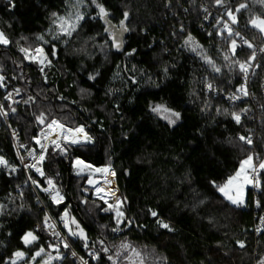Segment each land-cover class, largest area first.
Instances as JSON below:
<instances>
[{
  "label": "trees",
  "instance_id": "obj_1",
  "mask_svg": "<svg viewBox=\"0 0 264 264\" xmlns=\"http://www.w3.org/2000/svg\"><path fill=\"white\" fill-rule=\"evenodd\" d=\"M68 1L0 0V32L9 40L7 46L0 45V76L6 89L24 94L20 104L11 105L2 101L0 90L5 115L3 119L0 113V158L7 162L0 164V264H10L17 251L26 255L18 263L23 264L34 251L47 247L42 237L28 246L22 242L24 233L33 232L32 225L41 222L38 201L52 217L67 212L69 220H76L88 246L78 236L69 242L79 255L93 251L99 257L89 264H112L109 255L117 264H129L131 250L121 249V243L134 248L142 264L260 263L264 236H254L250 228L253 216L264 214V170L259 173V191L253 194L247 188L243 207L231 205L213 185L226 182L253 153L241 145L239 135L252 130L264 141V119L248 102L231 105L220 96L205 94L203 86L234 91L241 79L236 62L251 56L239 36L262 41L249 21L264 18V7L258 0H222L219 6L215 0H97L117 29L123 13L129 14L123 51L118 53L92 0H84L85 18L71 39L49 38L52 14L61 15ZM241 3L247 9L236 12ZM226 9L237 17L238 37L215 27ZM209 10L216 15L206 24L203 18ZM37 37L46 41L51 62L43 71L20 51L28 48L32 53L42 44ZM89 75L95 78L90 80ZM263 78L264 64L252 81L256 97ZM157 104L179 112L181 119L173 125L160 120L151 111ZM232 112L240 113L239 125ZM41 114L43 123L38 120ZM52 120L71 129L82 127L93 145L60 144L63 152L48 147L44 175L29 172L27 177L10 130L19 133L21 144L32 147ZM74 159L96 168L112 167L126 217L119 231H113L111 213L91 197L86 178L74 174ZM48 179L64 198L59 204L30 184L35 180L45 188ZM108 185L100 187L115 201L119 196L113 175ZM253 196L260 205L256 210ZM152 211L158 216L153 217ZM157 220L173 230L161 228ZM70 228L76 231L75 225ZM238 242L244 247L239 248ZM54 264L72 263L64 253Z\"/></svg>",
  "mask_w": 264,
  "mask_h": 264
},
{
  "label": "snow or ice",
  "instance_id": "obj_2",
  "mask_svg": "<svg viewBox=\"0 0 264 264\" xmlns=\"http://www.w3.org/2000/svg\"><path fill=\"white\" fill-rule=\"evenodd\" d=\"M258 2L260 3V5L262 7H264V0H258ZM92 3L95 4L96 8L98 9V17L101 20H104L105 23L108 25L107 27H105L104 31L106 33H108V35L112 38V47L115 48L117 51H120L123 47V33L128 31V28L125 24V21L128 18V12H124L123 16L124 19H122L120 21V25H119V29H114V27L111 25L110 21L107 19V17L109 16L108 11L105 9V7L103 5H101L100 3L97 2V0H92ZM215 3L219 6L222 4V0H215ZM242 9H247V5L244 3L239 4V6L235 9L236 12H240ZM226 14L228 16V19L231 21L232 24H236L237 23V17L236 15L233 14V12L230 9H226ZM55 17L54 20V24H55V28H56V34L53 36V39H58L59 37H64L66 38V40L71 39L73 34L77 32L78 28L81 27V21L84 20V15L82 13H80L79 11H77L74 15L69 13L67 16H58L56 13L52 14ZM95 18V17H94ZM250 24L253 28H256L259 30L260 33L264 34V18L261 17H253L250 19ZM217 23H220V21H217ZM224 30H226L228 32L229 37H232L233 35H239V33H233L231 28L229 27V25L227 23H224ZM220 33L218 32L217 35H219ZM37 39H43V37H37ZM191 40V38H189V41ZM244 43L248 46V48H252L253 46L248 43V41H244ZM9 44V40L7 39L6 35L3 32H0V45H7ZM199 45L196 46V48H198ZM237 47V43L236 40H231V49L233 50V52H235V49ZM196 48H194L193 50L195 51ZM20 51L22 53H24L25 59H28L30 54H31V50L28 48H20ZM135 50H133L134 52ZM35 56L33 57V59H36L38 63L42 64V65H46V64H50V61L48 60V57L45 55L44 50L40 47H37L35 50ZM52 54L55 55V50L53 49ZM128 55H132V52H129ZM205 62L212 65V61L207 57L204 56L203 57ZM255 58V52L252 53L251 57L249 58L254 59ZM225 59H227V56L225 57ZM236 63L239 64V69L241 73L247 74L248 72V68H249V64L247 62H240L237 61ZM214 70L216 72H219L220 69L219 68H215L214 65H212ZM41 71H43V69H41ZM90 80L94 79L95 77L92 75H89L88 77ZM0 79H2V77H0ZM209 88V90L212 89V85H208L207 86ZM237 92H240L242 95H247V91L246 89L241 86L240 88L237 89ZM231 99H239V97H230ZM14 111V110H13ZM151 111L157 115L160 116L161 119H164L167 121V123L169 125H173L175 124L177 121H179L181 119V114L179 112H176L170 108H168L166 105L163 104H157L155 106L151 107ZM243 111V110H242ZM231 118L233 121H235L236 124H240L241 123V116L240 113L238 112H232L231 113ZM38 120L43 123L44 122V117L43 114H41L40 117H38ZM47 127L49 129H59L61 131V133H71V137L69 138L68 135H63V139L66 142H70L71 144H76L79 143V137L77 136V134H80L83 136V139L85 142H89L91 140V137H89L85 132L84 129L81 128H77L75 130L72 129H64L63 125L58 123L56 120H52L50 124L47 125ZM45 135V139H47V135ZM243 144H247L249 146L252 145V139L251 137H245L243 135L239 136L238 138ZM36 143L40 144V147L42 149V154L39 155V157H35L33 156V160H36L37 163L44 161L45 156L43 154V150H46V146L41 143L40 139H36ZM54 146L57 149H60L61 152L64 151L63 148H61V145L56 142L53 141ZM253 155L249 154L247 156L246 159L242 160L240 162V167L239 169L235 172L234 175H231L228 177L227 181L224 182L223 184H214L213 186L216 188V190L226 199L228 200L231 204L236 205L237 207H240L244 204V188L245 185L252 183L253 186H259V180L256 178V176H252L251 178L249 177V169L252 172L256 171L255 166H253ZM0 164H3L5 166H7V162L3 159L0 158ZM27 167H33L35 168V171L37 173H39L41 176L44 175L43 171L41 170L40 167L36 166L35 164L33 165H28ZM74 168L79 167V171L77 172V174L79 175L80 172H82L84 169H88L90 172L89 178H88V183L89 184H93L94 181L91 178V173L94 172H104V173H110L111 175H115L114 172H111L109 167H105V168H93L91 164H87L85 163L83 160L77 159L74 164H73ZM259 168L264 170V161H262L259 164ZM33 184H36V181L33 180L32 181ZM46 183L49 185V188L46 189H42L43 191L49 192V195L51 196V199L53 200L54 203L59 204L62 200H63V196L60 195L58 190L55 191H50V189L54 190L55 186L54 183L51 179H48L46 181ZM37 187H40V185L36 184ZM96 191L99 193L101 190L100 189H96ZM114 195V193H113ZM103 199V197H101ZM104 203L107 204L108 201L104 200ZM260 205L257 204V207H259ZM109 208H112L113 211H115V217H116V223H117V227L113 229V231H119V225L121 223V221L123 220L124 217V213L122 211L119 210V200H117L116 206L113 205H109ZM107 210V209H105ZM151 215L153 217H157L158 213L155 211L151 212ZM67 216V212H65L64 216L61 217V220L64 222V227L69 229V235L73 236V237H79L80 240L85 242V247L87 248V237L84 233V230L80 227V225L76 222L75 219H71V220H66L65 217ZM48 217L47 215H45L44 217V223H45V227H53L52 225H50L48 223ZM260 222L261 224H264V216L260 217ZM157 223L160 225L161 228L167 229L168 231H172L173 229L169 226V224L164 223L162 220H157ZM70 225H75L76 231H72L70 228ZM258 231H262L261 229H258ZM56 235L58 236L59 233H56ZM38 239V237L36 235H34L33 232H25L24 235L22 236V241L25 244V246H28L30 244H32L33 242H35ZM61 243L63 244L64 248L67 249L70 247L69 243L66 240H62ZM239 246L241 248L244 247L243 242H238ZM49 247H52L51 245H49ZM121 249H125L131 250L132 256L134 257H139V253L134 249L131 248V246L127 243H121L120 245ZM54 251H56L58 254L55 257L49 256L47 260L43 261V264H50V262L53 259L56 260H62L63 257L61 255H59V249L56 248L54 249ZM102 251H104L105 253H108L109 249L106 247L102 248ZM44 252L43 248H40L39 250L35 251L33 254L32 259L35 260L36 257L41 256V253ZM119 251H117L116 255L119 256ZM14 257H23L25 255L24 252L22 251H17L14 254ZM71 255L73 257H75L77 254L76 252H72ZM93 259H97L99 260V257H97L95 254H91ZM108 259L112 261V264H117V261L113 258V256L109 255ZM12 264H16V260L13 259ZM81 264H88L87 261H81ZM129 264H135V261L130 259L129 260ZM142 264V261H141ZM260 264H264V260L260 261Z\"/></svg>",
  "mask_w": 264,
  "mask_h": 264
},
{
  "label": "built area",
  "instance_id": "obj_3",
  "mask_svg": "<svg viewBox=\"0 0 264 264\" xmlns=\"http://www.w3.org/2000/svg\"><path fill=\"white\" fill-rule=\"evenodd\" d=\"M203 9H205V8L203 7ZM206 14L207 15L203 18V22L207 24L216 14L213 10L207 11ZM224 19L221 17L218 18L217 21H220V23H217V21H216L215 27L219 30V32H223L226 35H228V32L226 30H224V23H227L229 25V27L231 28L232 32L235 33V31H234V25L235 24L231 23V21L228 19L227 14L225 15ZM200 28H201V26H200ZM178 30L182 31V27L180 26L178 28ZM238 36L239 35H237V37ZM261 36H262L261 42H258L254 39H249V38L244 37V36H242V37L239 36L241 46L244 49L249 50L251 52V55L253 52H255V58L251 59V60L247 59V60L241 61V62H247L249 64V68H248L247 74L241 73L240 82L236 86L234 91L224 93V92H221L218 89H216L214 86H212V89L209 90V88L207 87L209 84H204L203 92L207 95H211L212 97L220 96L225 101L229 102L231 105L237 104L240 102H248L250 105L253 106L254 110L261 116V118L264 119V78L262 79V81L260 82V84L258 86L259 97H256V95L254 93L255 90L252 87V81H253L254 75L257 73L259 67L262 64H264V34L261 33ZM245 40L248 41V43H250L253 47L248 48V46L244 43ZM241 86H243L246 89V91L248 93L247 95H242L240 92H237V89L240 88ZM0 90L2 91V101L3 102L9 103L11 105H18L24 99V94L20 90H18V89H6L4 82H3V78L0 79ZM230 97H239V99H231ZM0 113H1L2 118L5 119V115L1 109V105H0ZM10 134H11V140H12L13 148L17 154V158L19 160L20 167L23 170V172L25 173V175L28 177V173L32 172L41 178L42 176L39 173H37L33 167H27L28 165L35 164L36 166L40 167L42 170V164L44 163V161L37 163L36 160H33V156L38 158L39 155L42 154V149L40 147V144L36 143L35 146L27 147L26 144L20 143L18 132L10 130ZM241 135H243L245 137L250 136L252 139V145L251 146H249L247 144H243L240 140L239 141H240L241 145H243L244 147L253 150V153L251 154V155H253L252 163H253V166H255L256 171L252 172L249 169L248 174H249L250 178L252 176H256V178L259 180V173L261 170L259 168V164L262 161H264V141L262 140L261 136L258 133L253 132L252 130H249L245 134H241ZM241 135H239V136H241ZM42 143L46 146V149L48 147L54 146L53 141L49 140L48 138L45 141H43ZM45 152H46V150H43L44 155H45ZM30 184L33 188L35 187L39 192L49 195V192L42 190V189L49 188V185L45 188H41V187L36 186V184H38L37 182H36V184H33V182L30 181ZM248 188L252 191L253 194L256 193L257 191H259V186H253L252 183H250V186ZM55 190H56V188L54 190L50 189V191H55ZM49 197H50V200L53 202L50 195H49ZM38 203H39V210L42 211V218H41L40 223H34L32 225L33 232L35 233V235L37 237L44 238L45 243L48 247H49V245H51L52 246L51 248H53V249L58 248L59 251H61V252L64 251L63 254L65 253V255L71 261L72 264H81L82 260L87 261L89 264L90 260L93 259L92 255H90V253L94 254V252L89 251L86 256H81L72 248V246L69 242L70 236L68 234V229L64 227V222L61 220V217L64 216L65 213L63 212L57 218H54L47 211V209L45 208L43 203H41L40 201H38ZM55 204H57V203H55ZM256 208H257V202H256V199L254 197L252 209L256 210ZM45 215H47V217L49 218L48 223L50 225H52L53 227H45V223H44ZM261 216H264V214H258V215L253 216V223H252V226L250 228V230L252 231V233L256 237H259L260 235L264 236V224H261V222H260ZM65 219L69 220L68 216H66ZM258 229H261L262 231H258ZM56 233H59V235L57 236ZM62 240H66L69 243L70 247L65 249L63 244L61 243ZM73 251L76 252V254H77L75 257H73L71 255V253ZM258 264H260V263H258Z\"/></svg>",
  "mask_w": 264,
  "mask_h": 264
},
{
  "label": "rangeland",
  "instance_id": "obj_4",
  "mask_svg": "<svg viewBox=\"0 0 264 264\" xmlns=\"http://www.w3.org/2000/svg\"><path fill=\"white\" fill-rule=\"evenodd\" d=\"M86 10H87V5H86V3H85V1L84 0H69L68 2H67V5H66V7H65V9H64V12L61 14V15H58V16H67L69 13H71V14H75L77 11H79L80 13H82L83 15H84V17H85V14H86ZM54 20H55V18H54ZM82 22V21H81ZM256 29V28H255ZM257 31H259L258 29H256ZM48 36H49V38L50 39H53V36L56 34V28H55V24H54V21L52 22V24H51V27L49 28V30H48V32L46 33ZM53 40H55V41H62V42H66L67 40H66V38H64V37H59L58 39H53ZM69 40V39H68ZM40 41H41V45H39L38 47H40V48H42L43 50H44V53H45V48H44V45H46V41L44 40V39H40ZM8 45V44H7ZM7 45H1V46H7ZM189 47H190V45H189ZM37 48V47H36ZM35 48V49H36ZM34 49V50H35ZM45 55H46V53H45ZM35 56V52L33 51L31 54H30V56H29V58L32 60V61H34L35 63H36V65L40 68V70L41 69H44V68H46V67H51V62H50V64H46V65H42V64H40V63H38L37 62V60L36 59H33V57ZM47 56V55H46ZM50 61V60H49ZM154 115L157 117V118H159L160 120H162V121H164L165 123H167V121L166 120H164V119H161L160 118V116L159 115H157V114H155L154 113ZM50 124V123H49ZM168 124V123H167ZM63 127H65V128H67V129H71V128H68V127H66V126H64L63 125ZM78 128H81V127H78ZM75 129H77V128H75ZM75 129H72V130H75ZM49 131H50V129L46 126L45 128H43V130H42V132H40V135L38 136V139H40V141H41V143L43 142V141H45L46 139H45V135L44 134H46L47 135V138H48V133H49ZM51 140V139H50ZM58 143L59 144H67V145H78V144H84L85 142H79V143H76V144H71V143H67V142H64V141H58ZM77 159H74L73 161H72V168H73V171H74V174L77 176V177H85L86 178V186L88 187V189H90L91 190V197L92 198H94V199H97L98 201H100L102 204H103V210L104 211H106V212H108V213H111V215L113 216V221H114V223H115V227H117V223H116V217H115V211H113L112 210V208H109V205H113V206H116V203H117V200H119V210L120 211H122L123 213H124V208H123V203H122V200H121V196H120V192H119V190H118V188H117V186H116V179H115V175H113V177H114V182H115V186H116V188H117V195L119 196V198H117L115 201H114V199H113V197H111L109 194H108V192L106 191V190H104L103 188H101V187H99L98 189H100L101 191L98 193L94 188H93V185H94V183H95V179H99V178H101L100 180H103L104 182H105V180H106V184H107V186H106V184H102V186H104V187H107L108 188V180L109 179H104L103 178V175H104V172H94V173H91V178H92V180L94 181V183L93 184H89L88 183V178H89V175H90V172H89V170L88 169H84L82 172H80V174L78 175L77 174V172L80 170L79 169V167H77V168H74L73 167V164H74V162L76 161ZM93 167V166H92ZM106 167H109L110 168V170H111V172H114L113 171V169H112V167H110V166H106ZM240 167V166H239ZM93 168H96V167H93ZM103 168H105V167H103ZM35 169V168H34ZM102 169V168H101ZM239 169V168H238ZM107 176V175H106ZM250 186V183L249 184H247V185H245V188H244V201H245V195H246V191H247V188ZM61 195V194H60ZM62 196V195H61ZM222 196V195H221ZM101 197H103V199L101 198ZM223 197V196H222ZM224 198V197H223ZM225 199V198H224ZM63 200H64V198H63ZM104 200H107L108 201V203L107 204H105L104 203ZM226 200V199H225ZM226 201H228V200H226ZM229 202V201H228ZM230 203V202H229ZM231 204V203H230ZM231 205H233V204H231ZM233 206H235V207H237L236 205H233ZM244 206V204L242 205V206H240V207H243ZM96 207V206H95ZM105 209H107V210H105ZM65 213V212H64ZM125 213H124V217H123V220L121 221V223H120V225L125 221ZM119 225V226H120ZM72 230V229H71ZM68 234H69V229H68ZM35 235V234H34ZM70 236V235H69ZM70 237H72V236H70ZM37 241V240H36ZM35 241V242H36ZM23 242V241H22ZM35 242H33V243H35ZM24 244V243H23ZM31 245V244H30ZM237 246L239 247V248H241L240 246H239V243H237ZM43 249H44V252L43 253H41V256H39V257H36L35 258V260H33L32 259V257H33V254H34V252L31 254V256L27 259V261L26 262H24L23 264H43V261L44 260H47L48 259V257L49 256H52V257H55L58 253L56 252V251H54V249L53 248H51V247H46V248H44V247H42ZM40 249V248H39ZM39 249H37V250H39ZM36 250V251H37ZM59 255H61L62 257H64V254H63V252H61V251H59ZM25 258H26V255H24L23 257H19V258H17V257H14V255L12 256V258L9 260V263L10 264H12V261H13V259H15L16 260V264H18L19 262H22V261H24L25 260ZM130 259H132V260H134L135 261V264H141V262H140V260L137 258V257H134V256H132V253H130V256H129V260ZM60 260H56V259H53L51 262H50V264H54V263H57V262H59Z\"/></svg>",
  "mask_w": 264,
  "mask_h": 264
},
{
  "label": "bare ground",
  "instance_id": "obj_5",
  "mask_svg": "<svg viewBox=\"0 0 264 264\" xmlns=\"http://www.w3.org/2000/svg\"><path fill=\"white\" fill-rule=\"evenodd\" d=\"M9 89V88H8ZM64 129H67V128H65L64 127ZM63 135H68L69 136V138L71 137V133H61V131L59 130V129H50V131H49V133H48V139L50 140L51 139V141H56V142H58V141H64V142H66L64 139H63ZM77 136L79 137V141L80 142H85L84 141V139H83V136L82 135H80V134H77ZM67 143H70V142H67ZM107 175V176H106ZM103 178L104 179H110V178H112V175L110 174V173H104V175H103ZM101 178H99V179H95V183H94V185H93V188L96 190L97 188H99L100 186H102V184H106L105 182H106V180H105V182L103 181V180H100ZM106 186H107V184H106Z\"/></svg>",
  "mask_w": 264,
  "mask_h": 264
},
{
  "label": "water",
  "instance_id": "obj_6",
  "mask_svg": "<svg viewBox=\"0 0 264 264\" xmlns=\"http://www.w3.org/2000/svg\"><path fill=\"white\" fill-rule=\"evenodd\" d=\"M108 25H106V27H107ZM114 29H117V28H115L114 27ZM118 30V29H117ZM125 36H126V32L125 33H123V40H124V38H125ZM111 42H112V38H111ZM123 51V47H122V49L120 50V51H117L118 53H121ZM84 144H86V145H88V146H92L93 145V141L92 140H90L89 142H85Z\"/></svg>",
  "mask_w": 264,
  "mask_h": 264
}]
</instances>
